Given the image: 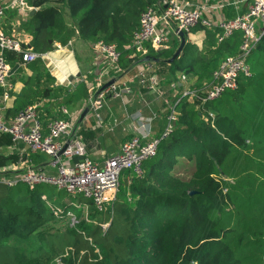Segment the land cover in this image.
<instances>
[{"label": "trees", "instance_id": "1", "mask_svg": "<svg viewBox=\"0 0 264 264\" xmlns=\"http://www.w3.org/2000/svg\"><path fill=\"white\" fill-rule=\"evenodd\" d=\"M228 1L201 3L219 5L229 19L235 12L223 5ZM156 2L26 0L37 9L26 24L30 49L64 45L75 34L103 40L120 52L122 71L145 55L156 57L151 63L163 78L161 89L181 70L201 93L221 61L239 55L242 31L218 42L219 30L206 29L200 47L186 42L167 63L179 44L174 34L166 49L149 47L141 54L131 47L141 13ZM255 42L245 56L249 75L240 74L235 90L203 104L180 99L172 132L144 160L143 175L124 170L116 199L101 210L92 199L52 186L0 182V264H51L57 257L65 264H264V34ZM36 64L7 114L63 93L62 86L48 85L53 77ZM11 143L0 133V146ZM16 160L0 151V168ZM75 199L76 207L70 204Z\"/></svg>", "mask_w": 264, "mask_h": 264}, {"label": "built area", "instance_id": "2", "mask_svg": "<svg viewBox=\"0 0 264 264\" xmlns=\"http://www.w3.org/2000/svg\"><path fill=\"white\" fill-rule=\"evenodd\" d=\"M25 7H27L26 0H0V87L3 88L0 97V133L8 134L13 145L23 143L29 151L46 155L48 166L54 172H47L41 167H34L22 161L11 169L15 172L10 176L5 177L2 174L0 182L7 186L23 182L30 188L38 184L52 186L71 195L80 194L92 199L99 210L116 199L120 176L124 170H130L136 177L143 175L144 160L153 156L159 141L172 132L177 118L175 105L181 97L190 100L197 98L203 104L226 91L235 90L239 75H249V66L245 61L246 54L253 42L264 34V0H251L245 13L229 19L210 16V10L215 7L207 5L192 7L188 0H157L154 5L147 7L140 15L138 28L133 32L131 47L135 52L146 54L149 47L155 50L166 49L169 47L171 35L177 36V29L182 30L186 34V39H189L193 33L192 29L200 26L204 33L206 29L217 28L218 42L236 30L242 31L240 53L221 61L212 73V81L202 88L201 93L191 87L190 78L181 73L167 87L171 93L173 92L175 99L166 105L168 110L166 125L160 134L156 136L150 134L149 123L154 118V113L142 118L140 112H136L133 115V118L137 117L138 122L133 128L135 134L124 140L117 152L98 162L89 156L84 142L74 130L72 121L50 120L44 131L39 116L40 102L25 106L10 118L4 115L1 103L9 99L11 89L8 81L11 67L5 59V52L18 53L23 62H31L41 56L23 47L13 34L4 31L2 26L6 10ZM204 13L209 16H205ZM258 25L260 28L256 33ZM89 47L98 59L99 68L90 85L91 91L87 103L97 121L101 119V110L106 100L128 91V83L133 79L156 98L161 95L163 78L160 77L153 63H142L129 80H122L120 75L123 71L119 66L120 52L115 45L98 40L89 42ZM108 81L112 82L105 85ZM60 110L67 113L64 106ZM208 115L212 116L211 112ZM76 156H82L83 159L75 162L73 158ZM51 264H65V261L57 257Z\"/></svg>", "mask_w": 264, "mask_h": 264}, {"label": "crops", "instance_id": "3", "mask_svg": "<svg viewBox=\"0 0 264 264\" xmlns=\"http://www.w3.org/2000/svg\"><path fill=\"white\" fill-rule=\"evenodd\" d=\"M188 1L191 3L192 7L201 5L215 7V10H210V16L215 18L224 17L219 9V5L213 6L208 3H201V0ZM249 4L250 0H231L230 3L228 1L223 5H229L228 11H234L235 14L233 17H235L239 15L240 9H248ZM32 9L33 7L28 5L23 9H8L5 11L2 20L4 31L13 34L21 45H26L28 49L31 47L29 43L31 36L26 29V24L30 21L31 15L37 11V9H35V11L32 12ZM197 28L196 26L193 28L196 30L192 29V35L186 41L200 47L205 33L202 29ZM259 28L258 25L256 33L259 32ZM259 47L262 49L261 51H264V42H262ZM39 54H41V56L37 58L39 60L31 63L23 62L21 55L16 52L12 54L9 52L5 53L11 69L14 68L13 72L9 73L8 76V81L11 84V89L9 90L10 97L5 103H1L6 118L13 116V114H7V110L12 108L16 96L23 87L24 81L28 76L34 73V68H32V66H35V63H37L36 65L43 70V73L47 72L53 77V80L48 82V85H59L63 87V93L55 97L42 98L39 100V116L44 131H46L45 126L54 115L61 119L72 121L76 134L84 142L88 154L93 160L101 162L107 156L114 154L119 150V146L122 141H124V138L135 134L133 128L138 125V122L136 120L137 117L133 118V115L136 112H140L142 118L151 116L153 113L155 114L154 118L150 120L149 123L150 134L152 136L157 135L164 129L166 125V115L168 113L166 105L168 102L172 103L175 96L169 92L170 97H168V92L165 90L167 101L163 99V96L156 98L155 95L143 89L134 79L133 81H129L128 91L122 93L118 97H109L106 100L101 110V119L100 121L96 120L89 110L87 99L91 91V89H89L90 85L98 72V59L93 50L89 47V41L81 40L78 34H75L64 45L54 42L50 49L41 51ZM10 56L13 60L10 59ZM125 71L120 75V78L122 80H129L135 72V69L133 67L129 71ZM186 76L190 78L193 84L194 77L190 74ZM164 89L168 88L162 86L161 95ZM2 93L3 89L0 88V97ZM145 100L149 103L143 104ZM171 100L173 101L171 102ZM63 106L67 109V113H63L60 110ZM86 107H88V111L81 121H79V117ZM0 151L5 156L13 155L18 157V160L7 161V163L3 165L4 167L1 166L0 176L6 171H10L8 176L13 174L15 171L12 172L11 169L22 161L34 167H41L47 172H54V170L48 166V157L46 155L29 151L23 143L2 145L0 146ZM33 156L38 159H33ZM3 175L5 177L7 176L5 174ZM44 196L45 195H43V197ZM70 202V204L75 205L74 200H70ZM78 205L79 204H77V206Z\"/></svg>", "mask_w": 264, "mask_h": 264}, {"label": "water", "instance_id": "4", "mask_svg": "<svg viewBox=\"0 0 264 264\" xmlns=\"http://www.w3.org/2000/svg\"><path fill=\"white\" fill-rule=\"evenodd\" d=\"M35 11V8L32 9V12ZM176 33H177V36L179 38V44L178 46L176 47L174 53L171 55V57H169L168 59H165V61L167 63H171L177 56H179L183 50V47L185 46L186 44V34L180 30V29H177L176 30ZM160 59L159 58H156V57H151V56H148V55H145L143 56L142 58H140L139 60L135 61L131 66H129L126 71H129L131 68L135 67L137 64L139 63H144V62H158ZM14 68L11 69L10 73L13 72ZM125 71V72H126ZM112 81H108L105 85H108L109 83H111ZM88 111V107L84 108V110L82 111L80 117H79V121H81V119L85 116V114L87 113ZM83 159L82 156H76L73 158V160L75 162L77 161H81ZM194 191H190L189 193H193Z\"/></svg>", "mask_w": 264, "mask_h": 264}, {"label": "rangeland", "instance_id": "5", "mask_svg": "<svg viewBox=\"0 0 264 264\" xmlns=\"http://www.w3.org/2000/svg\"><path fill=\"white\" fill-rule=\"evenodd\" d=\"M141 65H142V63L137 64V65L134 67L135 71H136L137 69H139V68L141 67ZM161 68H162V67H159V70H161ZM180 73H181V70H180V71H176V77H179V76H180ZM163 86H166V84H165V85L163 84ZM165 90H167V92H168L167 95H168V97H170V96H169V92H170V90H169V89H164L162 95H160L159 98H160L161 96H163L164 98H163V97H162V98L165 99V100L167 101L168 99H167V96H166V92H164ZM168 90H169V91H168ZM161 91H162V90H161ZM226 93H227V91H226ZM224 94H225V93H224ZM172 95H173V92H172ZM157 98H158V97H157ZM182 98H183V97H181V99H182ZM148 103H149V102H148L147 100L143 101V104H148ZM154 135H155V134H154ZM127 137H128V136H127ZM127 137H126V138H127ZM126 138H125V139H126ZM74 204H75V205L72 204V206H74V207H76L77 204H78V201H77L76 199L74 200ZM70 206H71V205H70ZM84 206H85V205H84ZM68 213L71 215V221H72V223H73V222L75 221V220H74V214H72L73 211L70 209V210L68 211Z\"/></svg>", "mask_w": 264, "mask_h": 264}, {"label": "bare ground", "instance_id": "6", "mask_svg": "<svg viewBox=\"0 0 264 264\" xmlns=\"http://www.w3.org/2000/svg\"><path fill=\"white\" fill-rule=\"evenodd\" d=\"M126 140V139H125ZM123 142V141H122Z\"/></svg>", "mask_w": 264, "mask_h": 264}]
</instances>
